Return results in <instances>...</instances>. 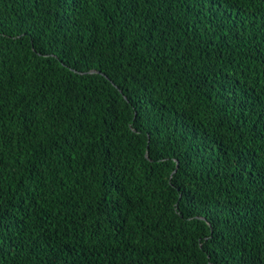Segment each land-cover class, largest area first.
Wrapping results in <instances>:
<instances>
[{
	"label": "trees",
	"instance_id": "16d2710c",
	"mask_svg": "<svg viewBox=\"0 0 264 264\" xmlns=\"http://www.w3.org/2000/svg\"><path fill=\"white\" fill-rule=\"evenodd\" d=\"M209 7L0 0V264H264V0Z\"/></svg>",
	"mask_w": 264,
	"mask_h": 264
},
{
	"label": "snow or ice",
	"instance_id": "6c2138e0",
	"mask_svg": "<svg viewBox=\"0 0 264 264\" xmlns=\"http://www.w3.org/2000/svg\"><path fill=\"white\" fill-rule=\"evenodd\" d=\"M195 2L196 0H193L194 5ZM64 3L72 6L75 3V0H64ZM205 3L210 5L208 8L209 13H213V15L219 14V19L217 20L215 27L211 29L212 34L219 38V35L223 33L224 37L227 39L228 33L233 32L234 37L238 38L239 30L236 28V24L234 23V14L229 13L228 15H224V13L228 11V8L236 9L241 3V0H200L201 6H203ZM226 5L227 7H225ZM209 23H211V21H209ZM61 27H63V25H61ZM178 52L179 48L174 47L173 54L175 55ZM0 243H3V240H0ZM242 264H246V261L242 262Z\"/></svg>",
	"mask_w": 264,
	"mask_h": 264
}]
</instances>
